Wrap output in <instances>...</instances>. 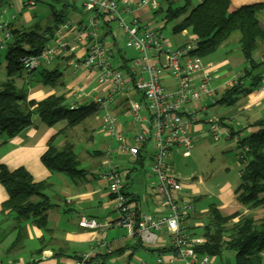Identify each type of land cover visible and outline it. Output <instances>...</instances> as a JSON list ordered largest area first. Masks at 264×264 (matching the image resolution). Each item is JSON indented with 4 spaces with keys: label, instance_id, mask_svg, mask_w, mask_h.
Instances as JSON below:
<instances>
[{
    "label": "crops",
    "instance_id": "0c3cea01",
    "mask_svg": "<svg viewBox=\"0 0 264 264\" xmlns=\"http://www.w3.org/2000/svg\"><path fill=\"white\" fill-rule=\"evenodd\" d=\"M26 1L27 0H0V22L9 24L12 29H27L33 26L44 28L47 26L48 23L45 25L43 23L47 22L49 17L43 18L41 15L37 16L36 12H31L30 7L24 5ZM37 1L40 0H36V2ZM138 1L139 0H128V5L131 8L132 13L130 16H127L131 17L135 15L143 24L162 28L163 25L158 23L157 17L153 16V10L149 7L140 6ZM200 1L201 0H190V4L191 6H194ZM67 2L71 4L69 7L71 13L70 18L66 21H76L77 25L85 23L88 15L83 11L78 12L76 3H73L72 1ZM183 2L184 0H164V5L165 7L170 5L178 6ZM256 2H264V0H230L229 9L233 10L241 5ZM159 7L162 8L160 4ZM1 10H3V12H1ZM258 19L264 29V9L259 13ZM182 32H186L187 40L193 37V34L188 30H183ZM69 37L70 36L68 35L67 38ZM238 39L239 36L234 37V39H231L230 37L224 45L218 48V50L222 51L223 55L213 57V52L208 55V57L210 56L209 60L206 59V61H204L202 58L203 66H209L208 69L210 70L212 77L210 83L216 89L215 93H220V95L231 85V83H234L245 65L243 55L240 51L237 53L239 50ZM179 43L174 44L172 47L182 44ZM232 43L235 44V47H233ZM258 52L260 57V49ZM83 55V47H78L74 53L63 51L59 56L53 59L49 65H43L42 67L46 69H60V71H62L69 66L68 61L70 59L77 56L82 57ZM1 68L5 73L4 59L3 61H0V70ZM79 69L81 70L82 78L70 83L66 88L61 87L63 82L60 81V79L56 86H50L40 82L28 84L26 87L28 92L27 98L39 101L51 94H64L66 98H72L74 94L76 95L78 93L76 89L74 90L76 93L71 90L75 87L77 82L82 84V88H79V90L84 91L87 88L85 86H88V84L96 80L95 74L90 73L84 67ZM75 71L76 70H74L73 73H75ZM29 77L35 78L33 74ZM4 78L0 77V81L4 80ZM18 81H21L22 88H25L24 85L28 83L21 77L16 78L14 83L17 87ZM260 85V87L252 89L248 94L239 98L233 106L231 105L230 109L226 112L228 116L216 118L218 121V128L219 126H224L223 128L225 129L223 130L226 133H228L229 129H232L242 130L246 134L253 130V127H251L253 123L257 120H264V77ZM99 93H103L102 86L98 94ZM75 97H77V95ZM138 97L139 101H141L139 95ZM126 98L127 97L125 96L117 97L118 101L114 100L113 102L115 103H109L106 109L117 119V134L116 136L109 135L110 142L114 139L119 145L118 149V145L114 149H110L113 150L112 161L114 155H116V159L121 162L124 159H127L126 166L121 169L125 172L123 177L127 188L126 192L132 207L140 213L156 216L160 211L153 196V179L149 175L150 158L154 152L153 145L147 141L141 147L138 155L139 157L137 156L132 163L129 162V155L126 152L120 151L121 143H131L137 126L131 112L129 111V103H127ZM91 101L93 102V98ZM206 103L207 102L201 103V105L204 106L201 113L209 106ZM67 104L69 106H78L87 103L84 102V98H81L72 101L71 103L68 102ZM214 104L216 103H211V105ZM126 110L133 119V127H130V124L126 119H121L122 112ZM99 112H102V110H99L94 115V118L98 121L96 125L85 124L84 120L75 126L68 127L66 121L63 120L52 126H46L37 116H33L32 123L15 135L7 136L4 133H0V163L4 164L9 170L18 167L25 168L35 182L47 181L50 184V187L47 189L46 194L50 203L53 204V206L46 212V224L44 228L37 227L31 219L24 222L26 235L15 250L8 249L11 243L15 240L16 231L11 232L4 241L0 242V264H72L74 258L83 253L89 252L91 247L96 244L100 246L98 248L99 252L93 255L87 264H139L141 261H153L155 256L168 252L169 240L167 234L164 232H158L155 242H143L138 234H131L124 227L111 226L106 228L103 232H100L96 229L79 226L78 222L81 217L84 216L92 217L100 223L112 222L117 218L114 204L107 191V185L98 174L103 168L105 153L110 146L106 140L98 146L99 150L95 149L90 155L93 158L97 157L98 159H101L98 166L93 170L90 169L89 172L85 170L86 168L79 167L80 169L85 170V173L75 180L68 178L62 173L48 171L40 160V157L46 151L49 142L57 148H61L66 143H70L75 151L81 144L86 147V140L92 139L93 133L95 132L102 133L106 138V132L101 129L102 115L100 118L98 116ZM226 118H228L229 121H227ZM226 121L229 122L228 126L225 125ZM91 130L93 131L92 134H90ZM207 131L204 121L197 122L191 128V132L196 138H198V136H205ZM214 140L216 141L218 139ZM173 149L178 152V148ZM172 150L169 155V161L172 156ZM85 151L86 150L84 149V152ZM85 153L88 154L87 152ZM76 156L78 157V160H81V157L78 156L77 153ZM182 156L188 157L184 155ZM146 163L148 164V169H146ZM173 174L177 177L175 171H173ZM238 183L239 175L235 184L226 181L219 187L218 192L214 196V202H210L206 205L205 203H202L198 212L193 208V213L186 224L188 233L192 238L201 239L203 241V238H201L202 227L207 221L206 212L208 206L212 203L216 204L219 212L224 216L238 211L243 215L248 214L255 218L264 217V206L250 208L248 206L240 205L236 201L234 191ZM176 198L178 200L181 199L186 201V182H182L180 190L176 193ZM6 199V190L0 184V212L2 204ZM5 223L7 226L11 227L15 224V221L8 219ZM103 241L106 244V248L100 245ZM161 250L163 252H161ZM229 252L230 253H228V258L225 262L222 260L221 256L212 257L213 264H233L234 253L232 251ZM261 256L264 261V250L262 251Z\"/></svg>",
    "mask_w": 264,
    "mask_h": 264
},
{
    "label": "built area",
    "instance_id": "2783aa9c",
    "mask_svg": "<svg viewBox=\"0 0 264 264\" xmlns=\"http://www.w3.org/2000/svg\"><path fill=\"white\" fill-rule=\"evenodd\" d=\"M65 1L80 2L81 11L88 15L86 22L79 25L73 20L61 23L54 37L38 54L23 55L19 62L23 70L30 72L41 65H49L63 51L74 53L78 47H83L84 55L73 57L68 65L74 70L84 67L95 74V79L103 87V93L93 97V103L104 112L102 131L116 136L117 119L106 109L115 98L125 96L137 126L131 143H121L120 151L126 152L132 163L147 141L153 145L149 175L153 179V196L160 211L152 216L132 207L123 173L112 161L113 150L108 149L103 169L98 174L107 185L117 218L100 223L84 216L79 220V226L100 232L111 226L124 227L129 233L138 234L143 242H155L158 232L166 233L171 250L155 256L153 261H141L139 264H213L212 257L194 250L202 240L192 238L185 226L188 216L193 213V206L188 200L176 198L182 183L174 176L169 161L173 148L180 149L184 156L190 155L197 140L191 128L200 121L204 108L201 103H215L216 89L210 83L209 66L204 67L202 58L192 53L195 49L194 35L183 44L171 47L159 27L143 24L135 15L129 21L122 18V13L129 16L132 13L128 0ZM35 3L36 0H27L24 5L32 8ZM138 4L152 10L159 7L157 0H139ZM106 16L122 30L126 47L137 51V56L129 59L127 74L114 62L115 40L110 42V34H105L103 17ZM10 28L9 24L0 22V49L9 40ZM129 75L133 78L132 84ZM167 79H172L173 85L168 86ZM134 93L140 96L141 101L130 98ZM204 123L211 136L218 139L216 118H209ZM100 245L106 248L104 241ZM99 247L94 245L89 252L74 258L72 264H87L99 252Z\"/></svg>",
    "mask_w": 264,
    "mask_h": 264
},
{
    "label": "trees",
    "instance_id": "16d2710c",
    "mask_svg": "<svg viewBox=\"0 0 264 264\" xmlns=\"http://www.w3.org/2000/svg\"><path fill=\"white\" fill-rule=\"evenodd\" d=\"M60 2L63 8L60 11L51 9V23L44 28H10L9 40L3 47L6 49L5 78L0 81V133L7 136H13L29 126L33 116H37L46 126L64 120L68 127H72L99 111L98 105L92 101L69 106L64 94H51L39 101L28 99L27 88L17 87L14 83L16 78H23L19 58L23 55L38 54L54 37L58 26L67 20L64 10L71 4L65 0ZM229 6L230 0H201L194 6H191L190 0H184L181 5H170L165 9L158 7L152 12L156 17L163 14L161 20L164 23L174 22L173 33L183 30L192 33L195 37V49L192 53L201 58L224 45L234 32L239 33L238 49L243 55L245 65L234 83L215 100L216 104L226 106L233 105L252 89L260 87L264 77V29L258 19L259 13L264 9V2L244 4L233 10H230ZM104 29L105 34H110L115 40L114 62L117 68L127 74L129 60L121 54L108 20H104ZM257 49H260L259 59L253 55ZM38 68L30 72L24 70V74L28 75L24 77L29 78V81L57 85L62 75L60 69L42 67L36 79L29 77ZM251 127L253 130L246 134L242 130L229 129L228 137L235 138L240 160L244 163L234 191L236 201L240 205L257 208L264 206V120H257ZM40 160L48 171L62 173L72 180L85 173V170L79 168L78 157L70 143L57 148L49 142ZM0 184L7 193V199L3 202L0 212V242L16 231L15 240L8 249L15 250L26 235V220L31 219L37 227L44 228L46 212L53 206L46 194L50 184L47 181L35 182L23 167L9 170L2 163ZM191 215L185 222L187 232L186 224ZM206 215L207 221L201 232L203 241L196 244L195 252L217 257L223 250H229L234 253V264H264L261 256L264 250V217L255 218L238 211L224 216L213 203L208 206ZM8 219L14 220L15 224L7 226L5 222ZM170 250L169 247L168 252Z\"/></svg>",
    "mask_w": 264,
    "mask_h": 264
},
{
    "label": "rangeland",
    "instance_id": "374dc122",
    "mask_svg": "<svg viewBox=\"0 0 264 264\" xmlns=\"http://www.w3.org/2000/svg\"><path fill=\"white\" fill-rule=\"evenodd\" d=\"M159 4L162 6V9H165L164 0H157ZM176 2V1H175ZM177 4V3H175ZM174 6V5H173ZM28 7V6H27ZM76 7L78 9V12L81 11L80 2L76 3ZM55 9L57 11H60L63 6L62 2L60 0H40L36 2V5H34L31 9V12H36L37 16L41 15L43 18H48V21L43 23L44 25L46 23L50 24L51 20V9ZM70 8H66L65 12L67 15V19L70 18ZM163 14L157 16V21L160 25H163L161 29L162 36L165 38V40L170 42V46L172 47L174 44H181L186 42V32L183 33L182 31L179 33H173L172 32V25L174 22L164 23L162 22V16ZM122 18H124L126 21H129L130 17L127 16L125 13L121 14ZM74 17V16H73ZM105 20L107 19V16L104 17ZM109 27L111 29L113 37L117 38V45L121 49V54L124 58L127 60L137 56V51H135L131 47H126L125 45V39L123 37L122 30L117 26V23L115 21H109ZM239 36L238 32H234L231 36V39H234V37ZM113 38L110 36L109 41L112 42ZM233 47H235V44L232 43ZM232 47V48H233ZM6 49H0V61H3L5 57ZM215 53V54H214ZM213 53V57L217 55H223L221 50H216ZM239 53V50L237 51ZM255 58L259 57L258 49L254 51L253 53ZM210 56L203 57V60L206 61V59L209 60ZM42 67L38 68L37 71L34 72L33 76H35V79L38 77V71ZM74 72V69L70 66L67 68H64L62 70V76L60 77V81H62L61 87L66 88L70 83L78 81L81 77V70L77 69ZM23 70V80L27 81L24 85V87H27L28 84L34 83L35 81H29V79L25 78L26 76L24 74ZM0 77L4 78L5 73L2 71V68L0 70ZM172 79H167L166 84L168 86L173 85ZM21 81H18V87H21ZM84 91H80L79 88H82V84L80 82H77L75 84V87L71 89L73 92L75 89L77 90V97L74 94L72 98H66V103L76 101L77 99L84 98L85 103H89L93 96H96L101 89V86L97 82V80L91 82L88 84V86ZM133 101L139 102V97L136 94H132L130 97ZM220 98V93L215 94V99L217 100ZM117 100V98H115ZM118 101V100H117ZM112 103V102H111ZM115 103V102H113ZM209 105L206 110L202 113H200L201 120L200 121H206L209 118H218L222 116H228L226 113L228 109H230V106L222 105V104H214L211 105L210 101L206 103ZM233 106V105H232ZM104 112H99L98 116L101 118V115H103ZM217 116V117H216ZM223 118V117H222ZM121 119H126V121L130 124V127H133V119L130 117L129 113L126 111L122 112ZM227 121H229L228 118H226ZM226 121V126L229 125V122ZM97 120L92 117H88L85 120V124H91L96 125ZM81 127V126H80ZM224 126H219V138L218 140H214L211 136V134L207 131V134L205 136H198L197 140L195 141L191 151L190 156L183 157L181 155L180 149H178V152H176L175 149L172 150V156L170 158V161L172 163V169L175 171V174L177 178L182 182H186V200L190 201L192 203V206L196 212L200 210V206L202 203L208 204L210 202L215 201V194L218 192L219 187L226 181L235 184L238 180L239 171L243 167V161L240 160L239 156V150L236 148V142L234 138L228 139V133H226L223 129ZM206 131V130H205ZM221 131V132H220ZM93 131L91 130L90 134H92ZM105 133V132H104ZM201 134V133H200ZM107 137L105 138L102 133L95 132L93 133L92 139H87V146L84 147V145H80L76 148V152L78 156L81 157V160H79V167L86 168L85 170L89 172V170L95 169L100 160L97 157L93 158L90 155L95 149L99 150V147L101 143L106 140L107 143L110 144L108 149H114L118 143L113 139L110 142V136L108 133H106ZM105 142V141H104ZM119 145L117 146L118 149ZM84 149L86 150L88 154L84 152ZM105 150V148H104ZM83 154V155H82ZM84 156V157H82ZM126 160L124 159L122 162L116 159V155L113 157L114 164L118 165L119 168H124L126 166ZM146 169H148V164L146 163ZM103 169V168H102ZM123 172V175L125 172L121 169ZM229 250H223L219 256L222 257V260L225 262L228 258ZM230 259V258H229ZM234 264V259H233Z\"/></svg>",
    "mask_w": 264,
    "mask_h": 264
}]
</instances>
